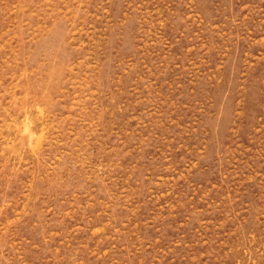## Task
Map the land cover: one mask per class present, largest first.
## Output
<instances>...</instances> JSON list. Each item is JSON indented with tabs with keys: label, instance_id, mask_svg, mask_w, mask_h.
<instances>
[{
	"label": "rangeland",
	"instance_id": "374dc122",
	"mask_svg": "<svg viewBox=\"0 0 264 264\" xmlns=\"http://www.w3.org/2000/svg\"><path fill=\"white\" fill-rule=\"evenodd\" d=\"M0 264H264V0H0Z\"/></svg>",
	"mask_w": 264,
	"mask_h": 264
}]
</instances>
